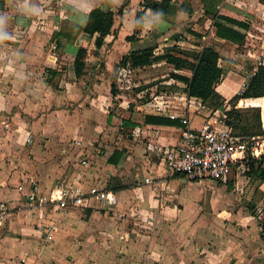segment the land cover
<instances>
[{
  "label": "crops",
  "instance_id": "obj_1",
  "mask_svg": "<svg viewBox=\"0 0 264 264\" xmlns=\"http://www.w3.org/2000/svg\"><path fill=\"white\" fill-rule=\"evenodd\" d=\"M141 1L0 0V199L10 205L9 213L0 224L1 264L2 261L9 264H28L29 261L33 264H264V255L259 253L264 245L261 238L250 241L236 237L238 234L244 238L243 233L253 232V226L237 230L221 228L224 225L214 227L217 216L212 212V219H209L200 213L207 183L194 182L195 186L191 188L188 178L175 176L156 153L155 147L180 144V124L145 120L146 115L168 118L169 113L174 112L188 115L190 125L198 127L230 108L228 99L247 81L243 74H251L259 63H264V0L217 2L219 13L249 22L248 29L240 28L246 34V40L251 34L259 36L252 29L260 33L257 49L246 48L238 53L233 51L234 43L215 35V27L204 15L201 0H172L176 5H184L172 21L155 12H147L143 26L132 39L127 38L133 33L135 14ZM94 7L115 13L113 33L104 38L99 49L93 46V37L76 27L84 24L88 11ZM206 19L210 22L208 37L219 42L214 46L221 54L220 62L224 57H239L249 72L239 73L234 68L224 70V76L216 86L226 99L222 109H206L201 99L187 96L184 89L177 96L151 93L153 99L150 102L140 100L143 90L136 92L135 88L143 76L138 77L139 83L135 80L137 73L146 67L152 69L147 74L150 76L156 74L158 67L168 66L167 73L166 69L161 71L163 79L159 83L163 87L172 83L185 87L169 73L190 76L191 71L175 69L165 60L136 68L117 65L112 80L122 105L113 109L116 96L107 90L104 79L107 74L102 80L97 71L100 66L110 73L113 60L118 63L122 55L144 46L176 44L181 48L200 50L207 44V35L199 33L200 36H196L189 31L197 30L196 20L204 25ZM225 42L230 50L220 46ZM78 47L87 49L84 74L80 77L75 75L73 68ZM234 65L240 67V64ZM126 73L128 77H125ZM232 74H238L241 79L238 88L230 91L233 83L226 78ZM224 81L229 89L220 90L218 86ZM263 98L264 95L239 101L242 104L257 100L256 105L263 110L260 103ZM98 104L103 112L98 110ZM75 107H81V114L87 117H91L93 111H98L99 116L103 113L101 116L108 126L100 125L106 132L99 139L102 149L96 156V164L90 166L86 176L77 173L66 180L62 175L76 157L75 153L80 157L78 164L81 166L79 161L86 156L80 155L96 149L90 147L88 137L72 144H65L59 137L64 133L58 120L61 109H67L70 116ZM116 120L121 130L117 134L112 127ZM30 134L32 142L27 145L25 136ZM28 149L33 161L43 157L51 160L46 164L42 162L43 168L35 162L37 168L32 172L25 171L20 175L25 181L15 184L19 182L15 160ZM115 149L121 150L122 155L113 164L108 158ZM29 177L33 180L26 182ZM145 178L152 181L146 182ZM238 179L230 181L236 184ZM37 181L47 190H43ZM30 185L38 186L43 193H59L71 185L78 186L83 192L90 185L109 190L116 185L122 187L112 190L115 199L108 207L90 203L60 209L50 224L47 215L50 210H58L57 204L42 211L22 208ZM261 185L264 186V179ZM140 216L153 218V236H159L163 230L162 241L157 239V242L156 238L150 241L140 233L136 224V217ZM204 218L206 222L200 223ZM49 236L52 237L50 244L46 239Z\"/></svg>",
  "mask_w": 264,
  "mask_h": 264
},
{
  "label": "trees",
  "instance_id": "obj_2",
  "mask_svg": "<svg viewBox=\"0 0 264 264\" xmlns=\"http://www.w3.org/2000/svg\"><path fill=\"white\" fill-rule=\"evenodd\" d=\"M201 1L203 2L204 15L211 20L212 25L215 27V35L235 45H242L246 40V34L240 28L248 29L249 22L219 13L217 9L218 0ZM183 7V4L176 5L172 0H142L135 14L133 33L127 38L132 39L143 26L147 12H155L160 17L172 21L177 12L182 10ZM114 16L115 13L112 10L94 7L88 11L84 24L82 26L76 25V27L78 31L82 30L93 37V46L95 49H99L103 45L104 38L113 33ZM189 32L200 36L196 31ZM156 47V45H151L130 50L127 54L121 56L117 65L136 68L150 65L154 61L165 60L166 63L172 64L175 69L185 68L191 71L190 76L173 71L169 73L170 77L185 84L184 91L187 96L199 98L204 103L209 102L212 104L213 109L220 108L225 104L226 99L216 90L217 84L221 82L224 76V68L219 63L221 54L213 44L207 43L200 50L181 48L174 44L164 46L163 51L157 52ZM86 56L87 49L78 47L73 60V68L77 77L84 74ZM246 77V85L228 99L230 108L224 111L225 116L222 121L225 125L231 127L234 134L242 138H258L264 135L260 108L252 107L253 111L250 114H245L236 107V104L243 98H256L264 95V63H259L256 69L251 74H247ZM114 78L112 77V79ZM110 92L113 97L118 93L113 80L111 81ZM145 120L161 124H179L176 119L153 115H146ZM131 126H134V123ZM121 155L122 151L115 149L108 161L115 164ZM248 164L249 171L247 173L263 180L264 152L259 157H250ZM174 174L175 176L184 175L182 172H174ZM121 187L122 185H116L111 189L115 191Z\"/></svg>",
  "mask_w": 264,
  "mask_h": 264
},
{
  "label": "rangeland",
  "instance_id": "obj_3",
  "mask_svg": "<svg viewBox=\"0 0 264 264\" xmlns=\"http://www.w3.org/2000/svg\"><path fill=\"white\" fill-rule=\"evenodd\" d=\"M217 2L219 3L220 0H218ZM208 19H206V21L204 22V25L200 24V22H198L197 20L195 21V23H197V25H198V28L196 31L200 34L204 33L205 35H207V37L209 36V29H210V22ZM252 31H254L253 33L256 32L260 36V33L258 32V30L252 29ZM259 36H256L254 34L249 35L246 42H244L242 45L232 46L233 51H236L238 53V52L243 51L246 48H250L253 50L257 49L260 45V42H261V38ZM189 38H191V37H189ZM195 40L197 41V42L195 41L196 44H198L199 41L196 38H195ZM205 42L209 43V44H213V45H215V44L219 45V42L217 40L213 39L212 37H208ZM220 46H223V48L225 50L229 49V47H230L229 44H227L226 42L224 44L222 43V45H220ZM156 51L157 52L163 51V47L157 46ZM240 62H241V59H239V57L232 56V57H224V59L221 60L220 63L224 66L225 71L230 69V68H234V69L238 70L239 73H243L244 71H246L247 68L244 67L245 63H243V61L241 63ZM235 63L240 64V67H237L236 65H234ZM117 64L118 63L115 60L112 61V63H111L112 67H111L110 73L104 72V70H103V68H101V66L97 69V71H99L101 73L102 80H103V76L105 74H107L104 77V79L106 80L105 84H106L107 90H109V91L111 88L112 76L115 73V69L117 67ZM158 68H159V70L156 71L155 75H150V76L147 75L149 73L148 71L151 72V70H152V69H149L148 67H146L145 69H142L140 72L137 73V78L135 80L136 81L135 83L140 82L138 80L139 76H143L142 77L143 80H141L140 84H138V86L135 88L136 89L135 91L137 92L138 89L143 90L140 93L141 97L139 99L146 102V103L150 102L153 99V96L151 95V93H157V94L167 93V94H170L172 96H177L184 89V86L177 85L175 83H172V84H169V86L163 87V84L159 83V81H161L163 79L160 77V74L162 73L161 71L165 70V69H166L165 73H167L169 71L168 66L162 65L161 67H158ZM246 72H248V70ZM144 75H146V76H144ZM89 76H91V75H89ZM128 76H129V74L126 73L125 77H128ZM243 76L246 77L245 73L243 74ZM152 77H156V78L152 80L151 79ZM226 79L233 83V89H229L228 85H227V81H224L220 84V86H218L220 90L224 89V87H226L225 89H229L230 91L237 89L239 86L238 83H239L241 78H240V76H238V74L237 75L232 74L231 76H229V78H226ZM144 80H149V81L144 82ZM226 92H228V91H226ZM110 94H111V92H110ZM105 99L106 98L104 97V100ZM257 103H258L257 100L254 102L245 101L242 104H240V101H238L236 104V107L238 109H240L243 113L250 114L253 111L252 107H259V105H256ZM260 103H262L264 106V98L262 101L260 100ZM74 104L77 105L78 103H74ZM75 105H73V106H75ZM121 105H122V103L120 102L119 98L116 96L114 99V102H113V106H114L113 109L117 110V107H120ZM205 106H206V109H208L210 111L216 110V109H213L212 104L209 102H206ZM77 107L74 108V110H75L74 114L72 113V115H70V116L67 113V109H64V108L61 109V112L58 116V118H59L58 120L60 121L59 125L62 127V129H63L62 131H64V133L59 134V137L64 139L63 142H65V144L66 143L72 144L73 142L76 143V142H78V139L80 142V139L88 137L87 141L90 142V145H91L90 147H96V149L93 151L91 150L92 152L85 153V155L84 154L80 155V156H86V158L88 159V166L87 167L79 166L78 160L80 157H78V155H77L78 153H75L76 157L73 160H71V163L69 164L68 167H66V169L64 170V173L62 175V177H65L66 180H70L71 175L73 177L77 173L80 175L82 174L83 176H86V172L88 171L90 166H93L96 164V156H99L101 154L100 149H102L100 146V143H99V139H100V136L106 132L105 129L101 130L100 125H105L104 127L108 126L107 124L104 123V118L101 116V115H103V113H101V115L99 116L98 111L97 112L93 111L91 113L92 116L87 117V115H84V113L81 114V112H80L81 107L78 109H77ZM105 108H107V107H105ZM109 108H111V106H109ZM259 108L261 109V107H259ZM220 109H222V108L220 107ZM98 110H100V111L103 110L99 104H98ZM263 123H264V121H263ZM112 127H113V131L116 134L121 131L118 120H116L112 124ZM87 128L89 130H87ZM110 131H112V129ZM88 132H89V134H88ZM84 133H87V135H84ZM31 138H32L31 134L26 135L24 142L27 145H30V143L32 142ZM256 141H258V143H260V144L264 143V135L262 137H258ZM40 142L43 144L42 139H40ZM29 151H30L29 149L27 150V153H26V151H23V155L22 156L19 155L18 158L15 160L17 163V166H16V169L18 170L17 173L19 175V178H18L19 182H16L15 184H19V183L23 182L24 179L20 175L25 174V171L32 172V169L34 170L35 167L37 168V166H35L36 165L35 162H38L39 164H37V165H39V167L43 168V165L41 163L43 162L44 164H46L47 162H49L51 160V158L43 157L42 159H38V160L33 161V157H31L32 155ZM24 160H26V161H24ZM25 162H27L28 165H26ZM26 176H27V174H26ZM32 180H33V178L29 177L26 179V182H31ZM188 180L191 182V188H194V186H195L194 182H197V181H193L190 179H188ZM261 181L262 180L255 178L253 175H251L249 173L244 174V176H240L238 179V182H236V184L230 180L227 181L226 183L217 182L216 180H212V179L200 180L198 182L200 184L207 183L206 186L208 188L206 187L207 190L205 192V197L207 196V193H209V202H210V205L212 206V209L206 211L204 209V200H203V202L201 203V212H200L201 215H204L205 217H209V219H212V217H210L211 216L210 214L213 212L217 216V220H218L217 222H214V223H216V225L213 223L214 227L224 225L221 228L233 227V229L237 230V229L245 228V226L250 227L252 225L254 228V230H252L253 232L249 231V233L247 235L243 233V235L245 236L244 238L242 236H238V234L236 235V237L241 239V240H245V239L249 240L250 239V241H251V239L259 237L262 239L261 240L262 243H264V212L261 209V207L264 203V190H263L264 186L261 185ZM37 183L41 186V188L43 190H45V191L47 190L43 186L42 183H40L39 181H37ZM54 183H56V182H54ZM64 183H66V182H64ZM22 208H23V206H22ZM74 210L81 211V210H77V209H74ZM58 212H61V210L58 209V210H53V211L50 210L49 211V213L47 215L48 218H46V220L49 221L48 223L53 224L51 222L55 221V217L58 214ZM24 216H26V215L24 214ZM203 220H205V221H203ZM203 220L200 221V223L206 222L205 218ZM136 221H137V223H136L137 227L140 229L139 230L140 233L144 234L146 239H149L151 241L152 239L156 238L157 242H159V240H157V239H160L161 241L163 240V238L161 239V237L163 235L162 234L163 230L160 231L159 236H153V234L155 233L154 232V225L155 224L153 223V218L150 219L146 216H140V217H136ZM250 221H252V224H250ZM46 239H47V242H49V244H50L52 237L49 236V238H46ZM243 243L247 244L249 242L243 241ZM45 244L47 245L46 241H45ZM160 244H161V242H160ZM145 249H146V247L144 248V251H145ZM261 249H260L261 251L259 250V253L264 255V245H262ZM149 252H150V250H149ZM140 263L143 264L142 262H140ZM2 264H9V262L6 263L5 261H2ZM28 264H33V263L29 261ZM243 264H249V263L246 262ZM253 264H258V263H253Z\"/></svg>",
  "mask_w": 264,
  "mask_h": 264
},
{
  "label": "built area",
  "instance_id": "obj_4",
  "mask_svg": "<svg viewBox=\"0 0 264 264\" xmlns=\"http://www.w3.org/2000/svg\"><path fill=\"white\" fill-rule=\"evenodd\" d=\"M245 85L246 81L241 89ZM168 116L178 120L182 127L181 142L176 146H158L154 149L171 171L182 172L190 180L199 182L212 179L226 183L230 179H237L249 171V158L259 157L264 152V143H258L257 137L242 138L234 134L231 127L222 121L224 113L198 127L190 125L186 114L173 112ZM79 163L81 166L88 165V159L82 158ZM144 180L152 181L150 178ZM114 199L112 190L98 185H90L84 192L72 185L59 193H43L38 186L30 185L23 207L26 211H42L53 204H57L59 210L90 203L108 207ZM261 209L264 212V203ZM9 210V203L0 199V224Z\"/></svg>",
  "mask_w": 264,
  "mask_h": 264
},
{
  "label": "water",
  "instance_id": "obj_5",
  "mask_svg": "<svg viewBox=\"0 0 264 264\" xmlns=\"http://www.w3.org/2000/svg\"><path fill=\"white\" fill-rule=\"evenodd\" d=\"M260 110H261V118H262V123H263V121H264V109H263V111H262V109H260ZM263 127H264V125H263ZM204 209L207 211L210 210L209 193H207V196L205 197Z\"/></svg>",
  "mask_w": 264,
  "mask_h": 264
},
{
  "label": "bare ground",
  "instance_id": "obj_6",
  "mask_svg": "<svg viewBox=\"0 0 264 264\" xmlns=\"http://www.w3.org/2000/svg\"><path fill=\"white\" fill-rule=\"evenodd\" d=\"M263 109H264V107H263Z\"/></svg>",
  "mask_w": 264,
  "mask_h": 264
}]
</instances>
